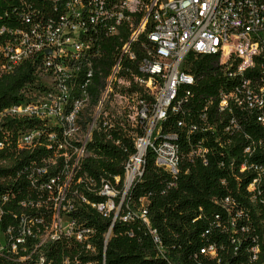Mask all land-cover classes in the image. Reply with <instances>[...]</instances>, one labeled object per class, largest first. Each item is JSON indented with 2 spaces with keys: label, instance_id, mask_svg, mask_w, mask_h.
Here are the masks:
<instances>
[{
  "label": "built area",
  "instance_id": "2783aa9c",
  "mask_svg": "<svg viewBox=\"0 0 264 264\" xmlns=\"http://www.w3.org/2000/svg\"><path fill=\"white\" fill-rule=\"evenodd\" d=\"M0 53L7 70L29 62L38 84L23 92L21 103L0 110V129L8 119L41 121L16 133L4 129L0 149L19 152L43 145L51 153L36 166L38 178L48 167L57 168L41 182L26 174L28 201L17 204L27 212L7 210L12 217L4 218L0 206V264H50L43 248L60 234L92 251L90 230L79 229L68 215L76 198L111 223L132 219L135 212L126 195L141 174L143 154L149 149L156 166L177 172L176 133L162 132V127L177 114L173 126L196 128V99L203 107L199 118L214 101L218 111L231 114L221 127L226 143L245 139V155L261 145L244 130L243 115L264 130V0H0ZM198 54L215 55L220 65L224 80L214 97L202 98L189 88ZM97 131L111 145L130 141L133 152L121 162V183L116 175L102 178L97 192L103 200L88 201L71 182L87 174L81 169L85 158L101 157L88 146ZM244 168L242 163L239 171ZM45 194L52 197L43 202ZM6 199L0 193V203ZM139 200L137 212L146 222L145 198ZM200 252L213 255L215 250L209 246ZM63 264L77 261L65 258Z\"/></svg>",
  "mask_w": 264,
  "mask_h": 264
},
{
  "label": "trees",
  "instance_id": "16d2710c",
  "mask_svg": "<svg viewBox=\"0 0 264 264\" xmlns=\"http://www.w3.org/2000/svg\"><path fill=\"white\" fill-rule=\"evenodd\" d=\"M5 65L6 60L0 53V110L21 103L23 92L34 83L38 86L29 62L12 70L5 69ZM219 69L215 55H195L192 59L194 83L189 87L193 94L202 98L213 96L217 85L224 80ZM195 102H198L194 115L196 128L187 131L173 126L180 116L177 114L169 116L162 127V132L176 133L174 141L180 157L177 172L170 174L156 166L147 149L142 156L141 174L133 179L126 195L135 212L128 221L115 219L111 223L110 217L74 199L68 215L79 229L90 230L87 235L93 250H83L72 237L60 234L43 248L51 259L50 264H63L65 258L68 263L76 260L77 264H264V130L252 117L243 115L244 130L255 143L257 140L261 143L245 155L242 152L245 139H230L226 143L227 138L221 133L230 113L218 111L214 101L204 110L205 118H199L197 112H202V102L197 99ZM232 115L238 116L239 112L233 111ZM206 122L212 123L213 128H207ZM40 124V119L35 117L8 119L3 122L0 134L4 129L16 133ZM88 146L95 148L101 157L85 158L81 169L87 174L75 175L71 183L78 195L88 201H101L103 196L97 192L101 179L112 180L116 175L121 183V162L133 152V146L130 141L111 145L103 140L100 131L93 132ZM50 153L51 149L43 145L19 152L0 149V160L6 161L0 166V193L7 194V199L0 203L4 218L12 217L7 210L16 215L27 212L25 206L17 204L28 201L26 174L41 182L56 173L57 168L48 167L47 173L38 178L35 170L43 163L41 158ZM242 163L245 168L239 171ZM51 197L45 194L42 201H49ZM142 197L146 222L137 212ZM209 246L214 247L213 255L200 252ZM254 247L256 250H252Z\"/></svg>",
  "mask_w": 264,
  "mask_h": 264
},
{
  "label": "rangeland",
  "instance_id": "374dc122",
  "mask_svg": "<svg viewBox=\"0 0 264 264\" xmlns=\"http://www.w3.org/2000/svg\"><path fill=\"white\" fill-rule=\"evenodd\" d=\"M6 164V161H4V160H0V166H3V165H5Z\"/></svg>",
  "mask_w": 264,
  "mask_h": 264
}]
</instances>
